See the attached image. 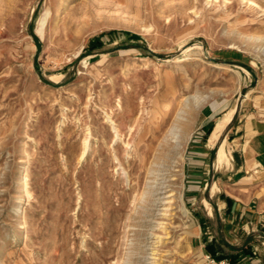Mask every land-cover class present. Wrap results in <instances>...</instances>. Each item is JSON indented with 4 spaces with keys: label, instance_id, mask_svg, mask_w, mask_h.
Returning <instances> with one entry per match:
<instances>
[{
    "label": "rangeland",
    "instance_id": "1",
    "mask_svg": "<svg viewBox=\"0 0 264 264\" xmlns=\"http://www.w3.org/2000/svg\"><path fill=\"white\" fill-rule=\"evenodd\" d=\"M226 1L3 0L0 264H202L194 144L264 118V0Z\"/></svg>",
    "mask_w": 264,
    "mask_h": 264
},
{
    "label": "crops",
    "instance_id": "2",
    "mask_svg": "<svg viewBox=\"0 0 264 264\" xmlns=\"http://www.w3.org/2000/svg\"><path fill=\"white\" fill-rule=\"evenodd\" d=\"M240 119L239 134L232 140L234 155L222 167L218 162L226 160V154L213 151L223 130L212 138L214 129L208 140L196 141L193 147L195 160L187 176L194 187L189 188L188 201L199 202L192 209L193 237L202 264L204 247L211 242L237 249L236 264H264V118L244 115ZM201 225L205 229L212 225L207 228L209 236Z\"/></svg>",
    "mask_w": 264,
    "mask_h": 264
},
{
    "label": "bare ground",
    "instance_id": "3",
    "mask_svg": "<svg viewBox=\"0 0 264 264\" xmlns=\"http://www.w3.org/2000/svg\"><path fill=\"white\" fill-rule=\"evenodd\" d=\"M226 1V0H225ZM226 2H228V1H226ZM230 2V1H229ZM119 3V2H118ZM251 3V2H250ZM254 4V3H253ZM120 5V4H119ZM1 6H3V0H0V7ZM260 8H262L263 9V11H264V5L262 4V5H260ZM262 9H261V12H262ZM70 12V11H69ZM238 14V13H237ZM258 14V13H257ZM260 14V13H259ZM261 15V14H260ZM240 16V15H239ZM261 16H263V15H261ZM240 19V18H239ZM239 19H237V20H239ZM253 20V19H252ZM233 23V22H232ZM260 23L263 25V28H261V30L264 32V18L262 19V20H260ZM233 25H235V24H233ZM253 26V24H250L249 26H247V27H252ZM244 29V28H243ZM247 29V28H246ZM245 30V29H244ZM246 31V30H245ZM250 31V30H249ZM257 31V30H256ZM259 39H263L264 40V37L263 38H256V40H259ZM261 41V40H260ZM184 100H182V99H180L179 97L178 98H176V100H175V102L174 103H168V102H166V101H161V102H159V103H157V110L158 111H160L159 113H160V116L163 118V119H166V117H167V115H169V114H171L172 112H176V111H178L180 108H181V106H182V102H183ZM182 111V110H181ZM179 113V112H178ZM184 113V112H183ZM182 113V114H183ZM156 114H157V112H156ZM182 114H180V115H182ZM155 115V114H154ZM184 122V120L181 118V117H177V119L173 122V124L169 127V129H168V136H171L172 134L174 135V136H177V137H174L173 139H177L178 138V136H179V133L182 131V127H184V124L185 123H183ZM165 140H167L166 138H164V141ZM156 171V170H155ZM154 170H151V171H149V175H153L154 174V172H155ZM29 176H28V173H26L25 175H24V177L22 178V189H23V191L24 192H26L27 194H29V178H28ZM168 197V196H167ZM162 200H164V198H162ZM170 201V200H169ZM159 203V205H166V204H168L169 202L167 201V202H165V201H161V202H158ZM157 204V203H156ZM170 205V204H169ZM161 209V211H168L169 209L168 208H166L165 207V209H162V208H160ZM157 212H160V211H157ZM157 214V213H156ZM159 215V214H158ZM161 215H162V213H161ZM162 216H168V214L166 213V214H163ZM160 219V218H159ZM162 220V219H161ZM159 222V221H158ZM163 222V221H162ZM160 224H163V223H160ZM164 224H165V222H164ZM158 225V224H157ZM154 226V225H153ZM159 226V225H158ZM163 226V225H162ZM160 227H161V225H160ZM161 228H164V227H161ZM167 234V233H166ZM160 237V236H159ZM151 252V251H150ZM152 256V255H151Z\"/></svg>",
    "mask_w": 264,
    "mask_h": 264
},
{
    "label": "trees",
    "instance_id": "4",
    "mask_svg": "<svg viewBox=\"0 0 264 264\" xmlns=\"http://www.w3.org/2000/svg\"><path fill=\"white\" fill-rule=\"evenodd\" d=\"M223 246L226 250H230V253L225 252V249L223 247H218V244H216L215 242H211L206 245V254L212 256L217 260L226 259L230 262V264H236L239 260V251H237V249L235 250V248L234 250H232V248L226 243Z\"/></svg>",
    "mask_w": 264,
    "mask_h": 264
},
{
    "label": "built area",
    "instance_id": "5",
    "mask_svg": "<svg viewBox=\"0 0 264 264\" xmlns=\"http://www.w3.org/2000/svg\"><path fill=\"white\" fill-rule=\"evenodd\" d=\"M204 264H230V262L226 259L217 260V259L213 258L212 256L205 254Z\"/></svg>",
    "mask_w": 264,
    "mask_h": 264
}]
</instances>
